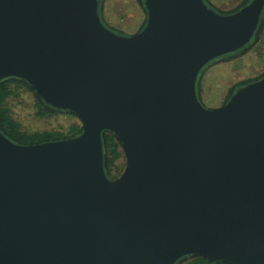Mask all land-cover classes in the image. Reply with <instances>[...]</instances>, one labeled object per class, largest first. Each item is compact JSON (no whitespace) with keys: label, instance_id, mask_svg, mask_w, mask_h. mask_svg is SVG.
I'll return each instance as SVG.
<instances>
[{"label":"water","instance_id":"1","mask_svg":"<svg viewBox=\"0 0 264 264\" xmlns=\"http://www.w3.org/2000/svg\"><path fill=\"white\" fill-rule=\"evenodd\" d=\"M114 31L101 0H0V81L17 77L79 135L17 143L0 125V264H264V76L207 108L198 79L256 33L264 0H144ZM105 131L126 166L108 175Z\"/></svg>","mask_w":264,"mask_h":264},{"label":"rangeland","instance_id":"2","mask_svg":"<svg viewBox=\"0 0 264 264\" xmlns=\"http://www.w3.org/2000/svg\"><path fill=\"white\" fill-rule=\"evenodd\" d=\"M242 1L206 0L220 13H232ZM102 14L104 23L110 28L117 30L125 28L123 33H120L124 35L139 31L146 17L138 0H105ZM263 71L264 43L255 44L248 52H239L226 59L212 61L204 68L202 75L204 89L200 100L207 108L221 106L230 94L231 87L234 86L233 88L237 90L246 81L256 79ZM10 103L14 118L21 123L24 130L29 132L52 130L67 134L71 123L80 122L76 116L66 112L47 116L39 115L35 96L28 90L20 89ZM121 161L126 166V157Z\"/></svg>","mask_w":264,"mask_h":264},{"label":"trees","instance_id":"3","mask_svg":"<svg viewBox=\"0 0 264 264\" xmlns=\"http://www.w3.org/2000/svg\"><path fill=\"white\" fill-rule=\"evenodd\" d=\"M104 2L105 0H101V16L103 21L104 18H103L102 10L104 8ZM138 3L140 4V6H142L144 12L146 13L144 0H138ZM146 18H147V13L139 31L144 27L146 23ZM113 30L118 33H123L125 28H123L122 30L120 29L119 30L113 29ZM203 74H204V69L199 76L198 84H197L199 98H201L204 89L203 86L204 79L202 76ZM255 80H257V78L248 80L244 83V85ZM233 87H231V92L227 96L224 103H226L229 100V98L232 96V94L236 91L235 88ZM20 89L28 90L34 94L36 99V105L38 108V114L41 116L52 115L59 112L69 113L67 111L54 109L46 105V103H44L39 97H37L36 93L32 90L30 84L24 79L17 77L4 78L0 81V125L10 139H12L17 143L28 144V143H38L49 140L73 137L81 133L82 123L80 120H79L80 122L76 121L71 123L67 134L62 131H52V130L33 131V132L24 130L21 123L16 118H14L13 109L12 106L10 105L11 104L10 101L12 97L17 95ZM104 138L107 144V159H108L107 172L109 177L116 178L121 175L125 166V164L121 161L122 158H125L124 150L121 146V143L118 140H116L114 135L109 131H105ZM178 264H231V263L213 261L202 256H188L186 258H182L178 262Z\"/></svg>","mask_w":264,"mask_h":264},{"label":"flooded vegetation","instance_id":"4","mask_svg":"<svg viewBox=\"0 0 264 264\" xmlns=\"http://www.w3.org/2000/svg\"><path fill=\"white\" fill-rule=\"evenodd\" d=\"M252 1L253 0H243L242 3L239 6H237L235 9H233V11L238 9V8L240 9L241 7H243L245 5H248ZM258 43H264V7H263V10H262V14H261V18H260V23H259L258 29H257L256 33L254 34L253 38L250 40L249 43H247L245 45L244 48H242L240 51H238L236 53L248 52L249 49L251 50V47H253L255 44H258ZM236 53H233V54L227 55L225 57H222V59H224V58L226 59L227 57L235 55ZM263 76H264V71L262 72V74L260 76H258L256 78L258 80V79L262 78Z\"/></svg>","mask_w":264,"mask_h":264}]
</instances>
